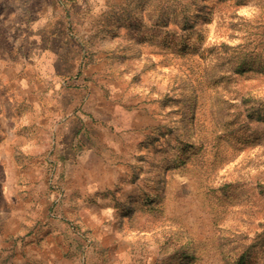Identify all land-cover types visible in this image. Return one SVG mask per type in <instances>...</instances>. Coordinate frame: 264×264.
<instances>
[{
	"label": "rangeland",
	"instance_id": "rangeland-1",
	"mask_svg": "<svg viewBox=\"0 0 264 264\" xmlns=\"http://www.w3.org/2000/svg\"><path fill=\"white\" fill-rule=\"evenodd\" d=\"M0 264H264V0H0Z\"/></svg>",
	"mask_w": 264,
	"mask_h": 264
}]
</instances>
